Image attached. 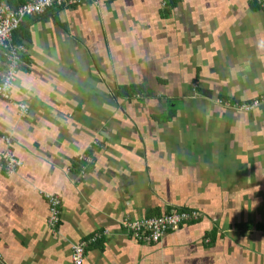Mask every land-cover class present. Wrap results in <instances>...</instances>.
<instances>
[{
	"label": "crops",
	"instance_id": "crops-1",
	"mask_svg": "<svg viewBox=\"0 0 264 264\" xmlns=\"http://www.w3.org/2000/svg\"><path fill=\"white\" fill-rule=\"evenodd\" d=\"M169 1L53 6L14 33L24 51L0 99L2 264H71L92 238L83 264H264V11ZM122 86L149 95L126 100ZM8 150L21 162L11 175ZM176 208L200 223L152 245L123 229Z\"/></svg>",
	"mask_w": 264,
	"mask_h": 264
},
{
	"label": "built area",
	"instance_id": "built-area-1",
	"mask_svg": "<svg viewBox=\"0 0 264 264\" xmlns=\"http://www.w3.org/2000/svg\"><path fill=\"white\" fill-rule=\"evenodd\" d=\"M96 3L98 0H28V3L22 8L13 11L8 8L0 7V52L3 53L5 70H0V99H10L11 88L15 81L17 70L20 66V51H24V47L18 45L14 41V33L18 31L22 22L29 16L43 14L55 5H80L86 3ZM253 5L264 11V0H250ZM256 103V101H255ZM228 104V105H227ZM224 106L231 107L228 101ZM255 105L240 104L234 105L232 108L239 110H249ZM22 115L27 114L26 107L23 104H17ZM248 108V109H246ZM9 143V141H7ZM3 168L8 174H14L21 166V162L15 157L14 152L8 150L2 157ZM49 219L48 224L51 229H55L59 220L60 202L55 196H48ZM199 217L196 211L192 213L174 212L170 215L143 218L135 221H125L123 229L136 242L152 245L160 243L170 231L178 230L179 226L188 223L191 219ZM96 238L84 241L74 245L71 249V264H83L85 250L95 242ZM0 264H2L0 256Z\"/></svg>",
	"mask_w": 264,
	"mask_h": 264
},
{
	"label": "trees",
	"instance_id": "trees-1",
	"mask_svg": "<svg viewBox=\"0 0 264 264\" xmlns=\"http://www.w3.org/2000/svg\"><path fill=\"white\" fill-rule=\"evenodd\" d=\"M171 3L173 4L174 0H170L169 4H171ZM86 4H88V3H86ZM55 6L67 7L68 5H60V6L59 5H55ZM74 6H78V5H74ZM51 8H53V7H51ZM17 38H19V37L14 36V39L17 40ZM117 93H118V96H120L121 98H125L126 100H131V99H134V98H142L143 95H149L148 91H146V90H141L140 88H136V87H123V86L120 87L119 90H117ZM228 99H230V98L221 97V98H218L216 100L218 101V104L221 105L225 101H227ZM255 101H256V103H255ZM228 102L231 104V107H227V106H225V107L231 108V109H235V108H232L234 105H238L239 106L240 104H251V105H255V106L253 108L249 109V110H253L255 107H257V104H258V100H256V99H252V100H249V101H237L235 99H230ZM249 110H246V111H249ZM173 116H175V109H173V111H172V117ZM175 211L179 212V213H183V212L192 213L195 210L194 209H188V208H176L174 210V212ZM172 213L173 212L168 211L163 216L170 215ZM201 219H202V217H198L197 219H191L190 221H188V223H184V224L180 225L178 230H180V229H182L183 227H186V226L196 225V224L200 223ZM176 231H170V233H173V232H176Z\"/></svg>",
	"mask_w": 264,
	"mask_h": 264
},
{
	"label": "rangeland",
	"instance_id": "rangeland-1",
	"mask_svg": "<svg viewBox=\"0 0 264 264\" xmlns=\"http://www.w3.org/2000/svg\"><path fill=\"white\" fill-rule=\"evenodd\" d=\"M197 85V83H195V82H193V84H192V87H193V85ZM228 105V104H227ZM246 109H248V108H246ZM195 210V209H194ZM197 213H198V215H199V217H202V215H201V213L198 211V210H195Z\"/></svg>",
	"mask_w": 264,
	"mask_h": 264
},
{
	"label": "bare ground",
	"instance_id": "bare-ground-1",
	"mask_svg": "<svg viewBox=\"0 0 264 264\" xmlns=\"http://www.w3.org/2000/svg\"><path fill=\"white\" fill-rule=\"evenodd\" d=\"M4 66V65H3ZM4 70H5V68H4Z\"/></svg>",
	"mask_w": 264,
	"mask_h": 264
},
{
	"label": "water",
	"instance_id": "water-1",
	"mask_svg": "<svg viewBox=\"0 0 264 264\" xmlns=\"http://www.w3.org/2000/svg\"><path fill=\"white\" fill-rule=\"evenodd\" d=\"M205 94H207V93L205 92Z\"/></svg>",
	"mask_w": 264,
	"mask_h": 264
}]
</instances>
